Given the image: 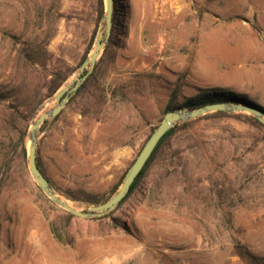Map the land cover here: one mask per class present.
Here are the masks:
<instances>
[{
    "label": "rangeland",
    "instance_id": "rangeland-1",
    "mask_svg": "<svg viewBox=\"0 0 264 264\" xmlns=\"http://www.w3.org/2000/svg\"><path fill=\"white\" fill-rule=\"evenodd\" d=\"M104 12L105 0L103 14L99 0H0V264L264 257V127L246 112L178 122L106 216L68 218L35 182L29 126L81 76ZM210 88L264 110V0H115L94 68L37 131L36 162L85 211L117 190L168 105Z\"/></svg>",
    "mask_w": 264,
    "mask_h": 264
},
{
    "label": "water",
    "instance_id": "water-1",
    "mask_svg": "<svg viewBox=\"0 0 264 264\" xmlns=\"http://www.w3.org/2000/svg\"><path fill=\"white\" fill-rule=\"evenodd\" d=\"M114 2L115 0H105V30L102 33L99 30L96 34L94 40V48L89 54V56L80 64L78 72L81 75L73 85H66L58 89L54 95L56 104L52 109H49L42 114H40L29 126L28 133L30 135V143L28 146L27 154V164L28 169L34 178L35 182L39 188L46 194V196L54 204L62 207L64 210L69 212L72 215L82 217V218H93L101 217L106 213L110 212L115 208V206L126 196L128 193L131 184L142 170L143 166L147 162L154 148L156 147L159 140L162 136L176 123L185 122L191 119H195L207 113L215 111H225V112H246L253 115L258 121L264 125V110L259 108L237 103L229 102H215L210 104H205L203 106L197 107L195 109H185L179 108L172 111H167L161 122L156 126L153 132L149 135L138 155L131 163L127 171L125 172L123 179L117 188V190L104 202L93 205L87 210L82 211L78 210L76 207L69 205L66 200L58 196L51 186L48 179L41 172L40 168L36 162V142H37V131L43 122L48 118H54L57 116L61 109L64 107L65 103L68 101L70 96L79 88L82 82L90 74L92 69L95 66L96 60L100 54V51L112 33L113 25V13H114ZM103 35L105 39H102ZM89 66V69L85 71L86 67Z\"/></svg>",
    "mask_w": 264,
    "mask_h": 264
},
{
    "label": "trees",
    "instance_id": "trees-1",
    "mask_svg": "<svg viewBox=\"0 0 264 264\" xmlns=\"http://www.w3.org/2000/svg\"><path fill=\"white\" fill-rule=\"evenodd\" d=\"M99 4H100V12L102 13L103 12V0H99ZM58 87H59V83L54 87L53 92H55L58 89ZM215 102H229V103L245 104V105L253 106V107H256V108H259V109L263 110L262 107H260L255 102L249 100L246 96H244L242 94L235 93V92L229 91V90H222V89H219V88H210L208 90H202L200 93L189 97L183 103H181L178 107L168 105L166 107V112L167 111L176 110L178 108H186V109L191 110V109H195L197 107L203 106L205 104H210V103H215ZM208 114L225 115V114H227V112H225V111H215V112L207 113L205 115H202L200 117H197L194 120H196L198 118H201V117H204V116H207ZM243 116L245 118H247L253 124H256V125H259V126H263L264 127V125L260 121H258L253 115H251V114L250 115L244 114ZM45 122H46V120L43 123H45ZM187 122L188 121H185L182 124H186ZM176 126H177V123L173 127H171L162 136V138L159 140V142L157 143L156 147L154 148L153 152L151 153L150 157L148 158L147 162L143 166L142 170L139 172V174L137 175V177L135 178V180L131 184L128 193L115 206V208L113 210H115L117 206L121 205L128 198V196L134 191V189L136 188L139 180L144 175L145 171L147 170V168L149 167L150 163L153 161V159L155 158V156L158 154V152L162 148L163 144L166 141H169L170 140L171 136L175 132ZM23 150L25 152V148ZM37 165L40 168V166H39L38 163H37ZM40 170H41V168H40ZM41 172L43 173L42 170H41ZM48 181H49V179H48ZM113 210H111L110 212L106 213L104 216L110 214ZM66 215L68 216V218H71L73 216L69 212H67ZM239 254L241 256L247 257L249 259L250 263H252V264H264V257H252L248 253V251H240Z\"/></svg>",
    "mask_w": 264,
    "mask_h": 264
},
{
    "label": "built area",
    "instance_id": "built-area-1",
    "mask_svg": "<svg viewBox=\"0 0 264 264\" xmlns=\"http://www.w3.org/2000/svg\"><path fill=\"white\" fill-rule=\"evenodd\" d=\"M100 264H111V260L108 257H105Z\"/></svg>",
    "mask_w": 264,
    "mask_h": 264
},
{
    "label": "bare ground",
    "instance_id": "bare-ground-1",
    "mask_svg": "<svg viewBox=\"0 0 264 264\" xmlns=\"http://www.w3.org/2000/svg\"><path fill=\"white\" fill-rule=\"evenodd\" d=\"M67 202V201H66ZM68 203V202H67ZM69 205H71L70 203H68ZM72 206V205H71ZM74 207V206H73Z\"/></svg>",
    "mask_w": 264,
    "mask_h": 264
}]
</instances>
